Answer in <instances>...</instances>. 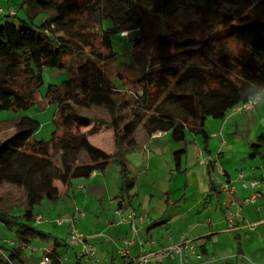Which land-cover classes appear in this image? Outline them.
<instances>
[{
	"label": "trees",
	"instance_id": "1",
	"mask_svg": "<svg viewBox=\"0 0 264 264\" xmlns=\"http://www.w3.org/2000/svg\"><path fill=\"white\" fill-rule=\"evenodd\" d=\"M18 2L23 15L7 14L0 24V110L33 107L43 70L65 71L69 78L48 85L44 95L55 108L49 140L32 138L40 124L30 117L0 122V134L13 131L0 138V187L21 190L25 206L21 216L11 215L0 198V222L9 230L12 223L19 226L15 247L7 258L0 256V264H23L22 248L45 238L33 226V209L44 200H58L59 186L103 172L114 159L123 186L131 189L125 153L136 147L137 131L147 137L166 133L175 144L187 133L205 142L208 118L221 119L264 91V0ZM178 12L189 18L180 30L156 36L147 70L132 81L134 90L108 79L102 63L117 58L113 37L128 32V42L136 46L144 40L149 14ZM222 39L234 41L233 58L246 71L238 73L215 59L214 47ZM103 128L113 132L112 153L93 144ZM184 155V148L173 152L176 175L183 172ZM210 185L214 189L212 180ZM45 258L59 263L54 252Z\"/></svg>",
	"mask_w": 264,
	"mask_h": 264
},
{
	"label": "crops",
	"instance_id": "2",
	"mask_svg": "<svg viewBox=\"0 0 264 264\" xmlns=\"http://www.w3.org/2000/svg\"><path fill=\"white\" fill-rule=\"evenodd\" d=\"M14 12V9H2V12L0 13V24L5 22V15ZM119 38L122 39L124 37L119 36ZM121 39L117 40L126 49L122 54L124 56L126 53L128 54L127 51L129 49L124 39H122L124 43ZM118 54L116 53V60H118L120 56L122 57V55ZM256 96H259V100L255 103L254 109L251 112L237 111L236 109L241 105L239 104L230 109L221 119L208 118L205 123V131L207 134V139L205 142L203 140L201 142L197 135L189 133V137L187 138H189L188 144L190 148L183 147L185 149V155L183 157V161H181L183 172L177 175L185 174V176H188L189 179L195 180V182H197L196 185H199L200 190H197V194L195 196L197 197V200L192 203L190 208H187L185 204H182L179 208L176 206L177 210L172 209L170 213V204L167 203H165L164 208H159V206L158 208L149 207L146 219L141 225L140 240L143 242V249H140L138 240H136L129 249V256L125 257V259L121 257L119 250L124 248L123 241L131 237L129 226L117 223H113L111 225L110 221L109 223H106L104 222V219H101V215L105 212V210L101 208L103 195H105L104 197L106 199H109L107 200L108 206L116 203L112 202L111 200L112 194L108 190V182L103 171L96 172L94 176L91 175L89 178L85 179L84 182H79L75 185L70 184L64 187L59 186L60 197L64 196L67 200V203H65L67 211H70L69 209L73 208H80V210L82 209L83 211L87 210V213L84 214V217L75 221L74 224L78 223V230L86 236L85 238L87 239V242L94 247V250L96 249L100 252H103L102 255L95 252L94 258L87 260L85 258H81L77 253H75L73 262L66 257V243H60L59 239L55 235L59 234L60 232L64 233L65 231V235L68 238L70 228L74 226V224L72 225L69 220L68 222L63 221L61 225L52 231L51 235L44 233L42 230L39 231L36 226L38 224L34 223L33 226L36 228V230L45 235V238L38 237L36 239L47 242L50 240L51 243L49 244L48 248H42L41 245L31 247V244L22 248L23 264H52L44 262L47 254L51 252H54V254L57 255V261L59 262L58 264H116L117 262H114L116 260L114 258L113 252H117L121 257L122 261L119 264H133V259L139 256L141 253L156 251L179 243L183 240H187L192 244L193 240L196 239L204 240L199 248L194 246L196 253L201 256V259L196 260L191 258L190 264H210V262L212 263L214 261L205 260V258L208 257L207 241L205 240H209V238L213 235L223 232V226H226V215H228L227 211L233 213L239 212L240 215L235 223L234 230H227V232L237 234L238 232H242L245 229L253 230L254 228H264V125H261L262 122H264V119H262V117H264V97H262L264 96V91H261ZM102 130H99L96 133V137H94L96 138L94 139V143L98 145L101 143L103 138ZM134 136L136 138V147L144 148L145 146H141V143L147 142L149 140H157L161 136L165 137L167 135L166 133H156L151 137H147L140 131H137ZM216 141L219 143V146L217 147L214 144ZM253 144H258L260 146L257 149H254L252 148ZM169 146L172 147L171 149L179 150V146L177 145ZM136 147L134 149H136ZM113 150L114 144L112 143V148L107 151L108 153H112ZM201 156L204 158H213L212 161L214 164L201 166L200 169L198 160L201 158ZM172 171L173 170L170 172ZM239 174H242L243 180L246 183L249 181H255L259 183V188L257 190L260 193V197L255 200L256 202L254 204H248V202L245 203V200L252 194L253 191L250 188L245 187L244 184L238 180ZM211 180L213 181L214 189L211 188ZM116 184L119 187V193L122 194V191L124 190L122 178L121 182L117 181ZM186 184H188L187 179ZM222 184H229L232 186L233 190L231 191V194H225L221 191V188L219 187ZM154 186L157 187L156 182H153V190L156 189ZM187 187L188 186H186V188ZM95 189H98L100 192H97ZM131 190H135L134 194L132 195L133 200L136 198L137 201H140L139 194H137L138 192H136L135 189L134 179ZM113 193L114 199L117 200L120 198L117 201V209H122L125 214L134 212L138 216H145V214L141 213V206L135 209L130 206V204L129 210H124L125 203L123 196H116L115 192ZM154 193L155 191H153V194L150 196L148 203L152 202L151 198L155 199ZM169 194V190H167L166 202H170L167 201L169 200ZM159 195L161 196L160 193ZM184 197L185 198H181L180 200H178L179 198L175 199V201L178 203V201H182V199L186 200L187 197ZM157 200L159 204L160 202L162 203L160 197ZM14 207H21L25 210L24 199L23 203H19ZM14 207H6L4 209L8 213H11L13 211L12 209H15ZM88 211H94L96 216L92 217V215H89L92 213H88ZM21 215L22 214L15 216ZM34 217L36 219L39 216H36L34 213ZM104 217L105 216L103 215V218ZM101 222H103V225ZM39 224L40 226H45L43 223ZM176 224L182 226H178L171 230L172 226ZM2 227L8 231H12V233L15 231V229L19 228V226L14 225L13 223L10 224V228L12 230L6 228L3 223ZM184 229H188V232H181L182 234H179L178 237L177 233ZM255 230L253 232H255ZM246 238L249 240L248 234L246 235ZM259 238L264 240V232L260 234ZM256 243L259 245V241ZM14 247L15 241L10 242V249ZM10 249H4L0 247V256L7 258L8 251ZM41 251L43 253L42 259H39ZM243 255L244 251L239 248L236 255V260L237 257L239 259L241 258L240 256ZM229 256L233 257L232 254ZM169 260L171 259L165 258L161 263L153 264H178L177 259H174L171 262ZM227 261H224V264H228ZM236 264L240 263L236 262ZM241 264H244V262L242 261Z\"/></svg>",
	"mask_w": 264,
	"mask_h": 264
},
{
	"label": "rangeland",
	"instance_id": "3",
	"mask_svg": "<svg viewBox=\"0 0 264 264\" xmlns=\"http://www.w3.org/2000/svg\"><path fill=\"white\" fill-rule=\"evenodd\" d=\"M19 0H0V8L4 10H11L14 9L16 13H18V16H22V12L18 11V2ZM189 18V14H185V12H178L175 14H169V15H163V16H155L153 14H149L147 18L144 20L142 31L144 33V40L143 42H140L136 46L130 45L129 40L127 37H124V41L128 45V54L126 53L124 56L122 55L123 52L126 50L125 47L119 43L117 39H121L118 36L113 37V47L114 52L119 53L120 56L118 60L112 59L107 61L106 63H102V68L104 69V72L106 73L108 79L110 80H117L115 81V84L119 88H123V82L125 84V87L134 90V87L132 85V81L135 80L137 76H139L141 73L147 70L148 64L150 61V56L153 54V42L159 34H167L170 31L180 30L183 26V23ZM90 22V21H89ZM121 39V40H122ZM123 41V40H122ZM123 41V43H124ZM216 46L213 50V55L215 59H217L218 62L223 64L225 67L232 69L238 73H242L243 71H246L245 68H241V66L236 63V61L233 58L235 49H237L236 44L231 39H225L220 40V42H217ZM127 47V46H126ZM243 69V70H242ZM43 78V84L39 88L37 92V102L36 104L28 109L27 111H3L0 110V122L4 121H13L16 120L22 116H28L37 122H39L40 128L37 132H35L32 136L33 139L36 140H49L53 131V125H52V119L53 115L55 113V108L52 105L47 104L44 101V95L47 91L48 85H61L62 82L66 81L69 76L67 72L61 71V70H43L42 73ZM119 79V81H118ZM121 81V82H120ZM264 97V96H262ZM101 114L100 112H97ZM264 119V117H262ZM261 125H264V122H262ZM100 127V126H98ZM107 130V131H106ZM103 138L101 140L102 146L98 145L96 143L93 144L95 146H99V148L103 149V151L108 152L107 150H110L112 148L113 141V132L112 130L104 129L102 130ZM108 132V133H107ZM12 135V130H5L0 134L1 139H6ZM167 135V134H166ZM189 133H187V136L185 138L184 142L176 143L173 142L169 135L165 137H160L157 140H149L147 142L141 143L142 147H136L134 150H129L125 153V162L127 164V168L129 170V178L134 179L135 183V189L137 194H139L140 201H137L136 198H132V195L134 194L135 190L128 189L124 186V190L122 191V194L119 193L117 181L121 182V175H120V168L119 165L116 163L114 159L110 161L109 164H107V168L104 170V174L106 175V179L108 182V190L111 192V200L113 203L111 205H107V200L103 195V202L101 203V208L105 210L104 214H102V220L104 219V222L110 221V224L113 223L116 224V221L114 219V211L117 209V200L114 199V193L116 196H123L124 203H125V209L129 210V207L132 206L133 208H139L141 206V213L145 214L147 216L148 208H159L165 207V203L170 204L169 207V213L173 210H177V208L180 207V205L185 204L187 208H190L193 202L197 200L196 194L197 190H199V185L197 186L195 180H191L188 178V176H185V174L181 175H175L174 172H170L174 168V162H173V151L178 149H171L169 145H177L178 148L181 149L183 147L190 148L188 142H189ZM200 141L202 142V137L198 136ZM215 146H219L218 141H216ZM174 151V152H175ZM216 154V153H215ZM213 156V155H212ZM200 159L198 160V162ZM184 166V162H183ZM201 169V166H200ZM216 171V170H215ZM217 172V171H216ZM172 175V178H171ZM248 176V174L246 173ZM186 179L188 180V184H186ZM85 179H77L72 180L71 184H78L79 182H84ZM153 182L157 183V187L155 190H153ZM186 186H188L186 188ZM97 192H100L98 189H95ZM155 191L154 198H151L150 203H148L150 196L153 194V191ZM169 190V200L170 202H166V192ZM96 192V193H97ZM161 194V196L159 195ZM164 193V194H162ZM100 194V193H99ZM115 196V197H116ZM187 197L186 200L182 201H175V199L180 200L181 198ZM129 197V198H128ZM161 198L162 203L158 202V198ZM0 198H1V206L3 208L11 207L13 208L15 205H18L19 203H23L24 194L16 188L3 186L0 187ZM132 198V199H131ZM116 200V201H115ZM66 198L64 196H61L56 200L55 202H50L47 200L42 201L39 205L35 206L33 211L36 216H39V218L42 219L40 223L45 224V226H40V224L36 225L37 229L39 231H44L46 234H51L52 231L58 227L56 221L62 220L64 222L70 221L71 217L74 215L76 209H69L70 211H67L66 209ZM80 201V199H79ZM131 204V205H130ZM155 204V205H154ZM130 205V206H129ZM151 205V206H150ZM177 206V208H176ZM15 209H12L13 211L10 213L11 215H19L24 212V208L14 207ZM80 210V208H78ZM234 210V209H233ZM84 214L87 213V210L83 211L80 210ZM88 213H92L89 215H92V217L96 216L94 211H88ZM221 213V212H219ZM228 213V211H227ZM67 214V215H65ZM65 215V216H63ZM103 215L105 216L103 218ZM69 216V217H67ZM67 217V218H66ZM114 220V221H113ZM148 220V219H147ZM112 222V223H111ZM150 222V220H149ZM103 225V222H101ZM77 224H74V227L80 234H82L77 227ZM0 247L4 249H10V242L15 241V234L12 231H8L2 227V223L0 224ZM182 226L179 224L173 225L172 229ZM71 227V228H72ZM146 227V226H145ZM227 226H223V232L219 234H215L212 237L209 238L207 241V248H208V257L205 258L206 261L213 260L214 262H210V264H224V261H227L228 264H236V262H239L240 264L242 261L244 264H264V240L262 238H259L260 234L264 232V228H254L251 229H245L242 232H238L237 234H234L232 232H227ZM70 228V231H71ZM222 229V228H221ZM220 229V230H221ZM256 229V230H255ZM255 230V232H253ZM183 232H188L187 230H182L178 232L181 235ZM249 235V240L246 238V235ZM70 235V232H69ZM68 235V238L64 233L60 232L59 234L55 235L59 239V242L66 243V257L69 258L74 262V254L77 253L80 254V248L73 247L70 244V236ZM83 235V234H82ZM86 237L85 235H83ZM237 236V237H236ZM240 236V237H239ZM257 241H259V245H257ZM204 242L203 239H196L193 240L192 244L196 246L197 248L200 247V245ZM50 240L43 241L40 239H34L31 243V247L36 246H42V248H48L50 244ZM241 248L244 251V255L240 256L241 258L236 260V255L238 253V249ZM96 250V249H95ZM68 252V253H67ZM97 254H101L103 252H100L96 250ZM114 253V258L117 262L116 264H119L122 259L118 255L117 252ZM42 251L39 255V259H42ZM233 255V257H230L229 255ZM166 261V260H165ZM170 262L172 261L169 260ZM168 261V262H169ZM209 263V262H208ZM37 264V263H36Z\"/></svg>",
	"mask_w": 264,
	"mask_h": 264
},
{
	"label": "built area",
	"instance_id": "4",
	"mask_svg": "<svg viewBox=\"0 0 264 264\" xmlns=\"http://www.w3.org/2000/svg\"><path fill=\"white\" fill-rule=\"evenodd\" d=\"M2 12V9H0V13ZM9 15H13L14 13H8ZM128 32H124L122 36L126 37ZM259 100V96H256L254 98H251L247 102L241 104L236 110L237 111H244V112H251L254 109L255 103ZM213 158L207 157L204 158L201 156L200 161L198 164L200 166H206L214 164L212 161ZM216 164V162H215ZM95 172H93L91 175L94 176ZM238 180L244 184L245 187L250 188L253 192L252 194L245 200V203L248 202V204H254L259 197L260 193L258 192L259 183L255 181H249L245 182L243 180L242 174L238 175ZM219 188H221V191L225 194H231V191L233 190L232 186L229 184H222ZM226 230H234L235 223L237 219L240 217L239 212H228V215H226ZM84 217V213L80 211L79 209H76L74 215L71 217L70 222L72 225L77 221L78 219ZM114 219L117 224L122 225H128L131 231V237L129 239H126L123 241L124 248H121L119 250V254L121 257L125 259V257L129 256V249L132 247V245L135 243L136 240H138V245L140 249H143V242L140 240V232H141V225L144 223L146 216L144 215H136L134 212H130L128 214H125L122 209H116L114 211ZM42 221L41 218H36L35 223L39 224ZM57 225H61L63 223L62 220L56 221ZM70 244L73 247L80 248V254L79 256L81 258H85L87 260L93 259L95 256V250L92 245H90L87 242V239L80 234L74 227L71 228L70 231ZM165 258L169 259H177L178 264H190V259H201V256L196 253L194 245L191 244V242L187 240H183L179 243H176L174 245H170L168 247L151 251L148 253H141L139 256L133 259V264H153V263H161ZM45 263H50V260L45 258Z\"/></svg>",
	"mask_w": 264,
	"mask_h": 264
}]
</instances>
